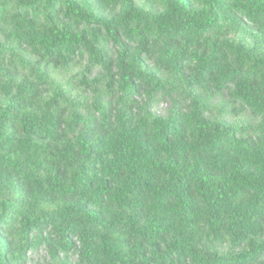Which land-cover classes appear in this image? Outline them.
<instances>
[{"label": "trees", "instance_id": "trees-1", "mask_svg": "<svg viewBox=\"0 0 264 264\" xmlns=\"http://www.w3.org/2000/svg\"><path fill=\"white\" fill-rule=\"evenodd\" d=\"M1 34L24 58L5 69L0 44V264H25L33 233L58 264H264V0H0ZM83 57L121 100L160 69L257 124L210 122L196 96L167 118L97 99L66 118L47 72Z\"/></svg>", "mask_w": 264, "mask_h": 264}, {"label": "rangeland", "instance_id": "rangeland-1", "mask_svg": "<svg viewBox=\"0 0 264 264\" xmlns=\"http://www.w3.org/2000/svg\"><path fill=\"white\" fill-rule=\"evenodd\" d=\"M144 1L135 0V4L141 6ZM0 44H6L8 48L7 53L3 54L1 58L5 69L10 67L9 63L13 62L14 56L17 57L15 64H17L19 58H24V54L22 55L20 50L5 42L2 34L0 35ZM103 46L108 57L114 58L116 51L113 45L108 42L104 43ZM10 51H12V54ZM25 57L28 56L25 55ZM31 61L37 63L33 59ZM147 63L148 66L153 67L152 62L147 61ZM16 68L19 74L28 75L29 73L28 66ZM42 70L45 71V68L40 67L39 71ZM47 74L49 75L48 89L68 98L65 106L66 118H70L73 114L86 121L98 117L93 109L96 99L106 111H109V109L121 110L127 115L132 112L136 116L150 119L154 117L167 118L173 113L188 111L192 98L196 96L204 119L210 122L215 121L233 125L242 134H247L249 129L254 128L257 124L256 116L245 107L239 108L238 103L236 104L230 99L225 90L213 92L210 90L205 91L203 88L190 89L173 74L160 69L157 70L156 75L161 84V89L150 95L140 91L138 95L125 97L123 100L120 99L121 94L115 93V90L110 87L108 88L106 81L101 79L99 83H91L97 77L102 78V75L99 73V67L91 66L88 63L87 57L76 59L72 65L65 69H52ZM237 135L239 136L238 133ZM30 238L32 246L25 252V264H58L52 262L46 247L37 243L35 233L31 234ZM216 249L225 251L227 247L219 245ZM65 258L66 264H77V255L74 251L68 252ZM58 259L61 262L63 261L61 253L58 254Z\"/></svg>", "mask_w": 264, "mask_h": 264}]
</instances>
